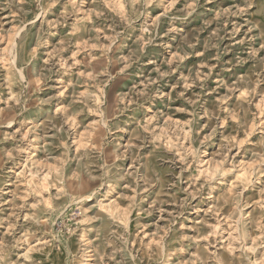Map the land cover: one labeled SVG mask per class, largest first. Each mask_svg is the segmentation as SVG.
Listing matches in <instances>:
<instances>
[{"label":"rangeland","instance_id":"rangeland-1","mask_svg":"<svg viewBox=\"0 0 264 264\" xmlns=\"http://www.w3.org/2000/svg\"><path fill=\"white\" fill-rule=\"evenodd\" d=\"M0 264H264V0H0Z\"/></svg>","mask_w":264,"mask_h":264}]
</instances>
